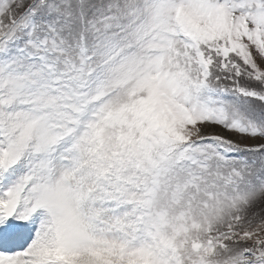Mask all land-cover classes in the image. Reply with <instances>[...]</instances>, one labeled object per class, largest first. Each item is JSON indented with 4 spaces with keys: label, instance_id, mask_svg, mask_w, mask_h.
Masks as SVG:
<instances>
[{
    "label": "snow or ice",
    "instance_id": "obj_1",
    "mask_svg": "<svg viewBox=\"0 0 264 264\" xmlns=\"http://www.w3.org/2000/svg\"><path fill=\"white\" fill-rule=\"evenodd\" d=\"M0 264H264V0H0Z\"/></svg>",
    "mask_w": 264,
    "mask_h": 264
}]
</instances>
